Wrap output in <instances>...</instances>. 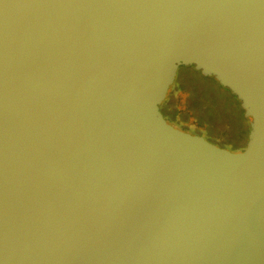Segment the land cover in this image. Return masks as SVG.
I'll use <instances>...</instances> for the list:
<instances>
[{"label": "water", "instance_id": "water-1", "mask_svg": "<svg viewBox=\"0 0 264 264\" xmlns=\"http://www.w3.org/2000/svg\"><path fill=\"white\" fill-rule=\"evenodd\" d=\"M180 66L242 151L167 121ZM0 264H264V0H0Z\"/></svg>", "mask_w": 264, "mask_h": 264}, {"label": "rangeland", "instance_id": "rangeland-1", "mask_svg": "<svg viewBox=\"0 0 264 264\" xmlns=\"http://www.w3.org/2000/svg\"><path fill=\"white\" fill-rule=\"evenodd\" d=\"M182 85L176 95L175 104L180 108H187L191 102V95L187 91L188 87L196 86L198 91H203L207 95L214 96L219 105L213 100L199 99L195 102L202 107L196 108V114H202L204 122L208 123V135L205 137L211 143L226 148L232 152L242 151L247 141L250 120L241 119L242 109L240 102L223 95L221 92H215L214 83L211 79L198 73L194 66H180L175 81L172 84L169 93L174 90L175 86ZM197 91V92H198ZM191 111V112H194ZM190 112V113H191ZM191 115L190 123L193 122ZM244 116V115H243Z\"/></svg>", "mask_w": 264, "mask_h": 264}, {"label": "trees", "instance_id": "trees-1", "mask_svg": "<svg viewBox=\"0 0 264 264\" xmlns=\"http://www.w3.org/2000/svg\"><path fill=\"white\" fill-rule=\"evenodd\" d=\"M198 73H200L199 71H197ZM209 78L213 81L214 86L213 88H215V92H221L223 95L228 96L229 98H232L234 100H236L237 102L239 100H237L236 96L233 95L231 93V91L228 88H225L223 86H221L220 84H218L216 82V80L213 77H206ZM182 88V85H177L175 86L174 90H172L166 100L164 102H162L160 104V111H162V113L164 114L165 118L167 119V121H169L170 123H172L173 125L177 126L180 129H183L185 131H190L196 134H199L201 136H205L208 135L207 131L209 129V124L210 122H204V118H202V114H196L195 113V109L200 107V105H198L195 101L199 100V99H213L218 105L219 102L217 101V99L214 96L211 95H207L205 92L203 91H198L196 89V86H192V87H188L187 91L189 92V94L191 95L190 98L191 102L189 104V106H187V108H183L180 109L176 104V95L179 91V89ZM198 91V92H197ZM240 102V101H239ZM200 109H202V107H200ZM194 111V112H191ZM191 112V113H190ZM191 115H193V122L190 123V118ZM243 111L241 114V119L246 120L247 118H245L243 116ZM245 147V146H244Z\"/></svg>", "mask_w": 264, "mask_h": 264}]
</instances>
